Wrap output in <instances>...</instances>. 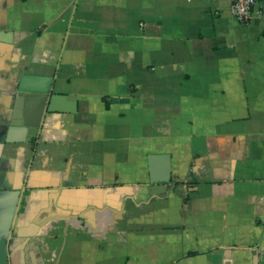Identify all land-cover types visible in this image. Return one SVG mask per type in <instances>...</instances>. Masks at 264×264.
Instances as JSON below:
<instances>
[{"label":"crops","instance_id":"1","mask_svg":"<svg viewBox=\"0 0 264 264\" xmlns=\"http://www.w3.org/2000/svg\"><path fill=\"white\" fill-rule=\"evenodd\" d=\"M231 3L0 0L9 264H264V5Z\"/></svg>","mask_w":264,"mask_h":264},{"label":"water","instance_id":"2","mask_svg":"<svg viewBox=\"0 0 264 264\" xmlns=\"http://www.w3.org/2000/svg\"><path fill=\"white\" fill-rule=\"evenodd\" d=\"M51 79L22 75L16 86V101L23 98L27 101L33 95H41L47 102L46 110L51 111L57 101H63L67 96L51 93ZM38 127H28L24 119L20 124L8 125L4 142H24L34 140ZM152 180L151 182H155ZM153 190V188H152ZM19 191L0 190V264H9L8 241L11 236L13 217L19 198Z\"/></svg>","mask_w":264,"mask_h":264},{"label":"built area","instance_id":"3","mask_svg":"<svg viewBox=\"0 0 264 264\" xmlns=\"http://www.w3.org/2000/svg\"><path fill=\"white\" fill-rule=\"evenodd\" d=\"M257 3L264 5V0H232L230 12L237 20L243 21Z\"/></svg>","mask_w":264,"mask_h":264}]
</instances>
